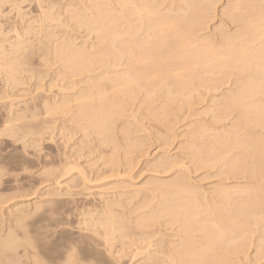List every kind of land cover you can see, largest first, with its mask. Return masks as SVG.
Segmentation results:
<instances>
[{"label":"bare ground","instance_id":"6f19581e","mask_svg":"<svg viewBox=\"0 0 264 264\" xmlns=\"http://www.w3.org/2000/svg\"><path fill=\"white\" fill-rule=\"evenodd\" d=\"M35 1H38V0H35ZM165 1L166 0H84V19H83L84 25H83V23L82 24L79 23V22H83L81 20H79L78 24L85 28V30H84L85 34H86L85 36L89 37V36L94 35V37L92 38L94 40V42H92L93 40L90 42L89 41L90 37H89L88 40L84 39V47L78 48V47H76L77 45L74 46L75 45L73 43L74 40L71 39L72 41L70 40L71 41L70 42L69 40L64 39L63 42L57 41L58 42L57 45L56 46L54 45L55 46V53H53L55 55V61L56 62L60 61L61 63H63L61 65L62 66L64 65V69L66 70V72L63 71L64 73H62V74L65 75V77L68 76L66 79L67 81H70L69 79H71V81L69 83L73 82L72 78H74V77L79 78L78 76L79 75L83 76V73H84V80L80 81V83H84V86L82 88H79L78 89L79 92L77 91L75 97H73L76 99V100H74L77 102V103L75 102L77 104V106L75 108L77 109V107H78V110L74 111L71 109L72 108L71 107L72 101L70 102V98H71L69 96L70 94L66 95V96H64L65 95L64 94L63 95L64 98L62 97L61 102L58 101L59 103L52 102L51 105H49V103H47V102H46L47 103L46 105H44L42 103L46 108V112H45L46 116H44V121L49 122V119H51L50 116H52V118H53L54 115L58 116V115L63 114V116H66V114H70L71 113L70 110H72L74 113L76 112L75 113L76 115H79V116H77V117H79V119L76 116H75V119H73L74 117H72V119L76 123L77 122L80 123V121H81L80 119H82L84 121L83 124H86V126L82 124L84 127V128L82 127L84 131L81 130L82 128L80 129L82 132H84V139H87L88 141H90L88 139L89 136L93 135L95 137L94 134L104 136V138H102L100 136L101 140H97V141H99V144L102 143V144H100V148H101V146L104 147L103 146L104 144L108 145L112 141L113 142L116 141L117 138L115 140H113L114 139L113 134H115V133H111V132L112 131L114 132V128L116 127L115 125L118 124L116 122H119L120 120L124 121L123 119L126 118L124 116V114L127 113L126 111L132 112L131 114H133L134 111H141L142 112V110H143V113H142L143 115L141 114L142 119L144 116H148L149 118H157V119L158 118L160 119V117L161 118L163 117L162 119H164V121L162 119H161V121L167 123L168 122L167 118L168 117L170 118V112H172V110L177 111L178 115H181L187 111V110L183 111V109L188 108L189 105H187V104H189V102H190L189 100L191 98H193L192 95H194V93L197 91L195 89L197 86H198L197 88L203 87L202 91L206 90V89L207 90L211 89L210 91H207V92H211L212 89H216V90L219 89L220 85H222V84L219 85V83L222 82L224 79L226 82V77L233 76V77H235V80L233 79L234 81H231V82H233L232 84H234V89L230 90L229 92L227 91L228 94L225 97L223 96L224 100H222V102L219 103L220 106L217 105L218 107L222 108V110H220L221 112H220L219 116L215 115L216 116L215 120L217 122L213 121V122H216V124H217L218 122H220L219 120H221L222 117H227V115H229V113L231 114V112H235V113L237 112V116L235 119L236 121L234 120L235 123L231 126V128H229L230 131L225 132V130H224L223 135L226 133L227 134L225 135L226 137H223V136H221L222 132L219 131V130H221V128L218 130V133L219 132L221 133V134H218L220 136H215L216 132H214V131L216 130V128L213 129V128L207 127L205 125H202L201 123L198 124L199 126H196V127L195 126H191V127L188 126L190 128H189V130H187V131H189L188 132L189 136L187 138H189V139H188V141H186V142H188L186 147L188 146L189 149L185 148V150L187 149V151L188 150L191 151V155L188 151L189 157L191 156L196 160V163H197L196 166H199L200 168L201 167H203V168L207 167V168L211 169L214 167H209V166L220 164L222 166L218 167V169L221 167L223 169H225L224 171H226V172H224V174L229 176L230 179H231V177H232V179H236V178L241 179L242 178L241 180H247V183L242 185V186H240V185H237L234 187L231 186V188L230 187L229 188L223 187V185H222L223 188L222 187H220L219 189L216 188L217 190L213 191V193L208 192L209 194H206V193L201 192L199 189L196 190L195 189L196 187L192 188V185L190 186L187 183V181L185 180V178L187 177L186 175H185L186 176L185 178H181L183 175L182 174L183 172L181 173L182 175L179 178L177 177L179 175H177L175 173L177 179L174 178L175 179L174 182L166 183V182H168V181H166V182L162 183L163 180H161L160 184L157 181H152V182H157L158 184L157 183L154 184L152 182H150V184L148 183V185L154 184L153 186H150L152 188V189L149 188L150 192L148 190H146L147 192L150 193V197H148L149 193H148V196H145V194H146L145 190L139 189L140 191L145 192V193L142 192V194L144 193L143 195L145 197L144 198L145 200L143 202L137 201V200H139V199H137V197H139L138 195L139 194L141 195V192H138V191L134 192L131 196L128 193L129 197H127L128 199H126L125 201H119L118 199H117L118 201H112L111 203H108V201L107 202L105 201V203H107L105 205V208H101V209H103V212H101V213L96 212V213L91 214V215H90V213H91L90 212L89 213L90 218L89 219L86 218L87 220H85L82 223V225L84 224L83 227H79V228L84 229L83 232H86L89 234L88 236H85V238H87V241L93 240L92 242H93V244H95L96 242L94 240H96V241L101 240V242H99V243L97 242L94 247H97V246L103 247V251L105 249L106 252L108 253L107 254L104 251L105 256H106V254L108 256L105 257L103 255L105 257L103 259L107 260L108 257H111L109 260L111 262H113V264H120V262L123 261V259H122L123 257L127 259L129 256H130L129 259L131 262H134L136 260V262H135L136 264H241V263H239V262H241V259L245 262H248V261H246L248 258L247 259L245 258L248 256H246L245 254H246V251L249 250L248 248L252 245H254L253 247H255V249H256L255 250L256 252L254 255V256H256L255 258L258 257L260 262L264 261V0H230L229 4H227V5H229V7H228L226 17L229 18V21L231 22V24L234 25L236 28L234 29V32H232V33H230L229 31L227 32L226 28L224 31H218L219 32V35H218L219 38L218 39H215L212 36L213 34L211 36H208V35H202L203 32L201 33V30L204 27L201 26L202 28H200L199 25H201L203 23L202 19L204 16L201 18L202 21L200 23L199 16H201V15H197V14L206 12L207 6L205 5L204 1L199 2L198 0H172V1L170 0L169 7L167 6L165 8V6H164V8H162ZM82 2H83V0H82ZM7 3L9 4L10 1L9 0H0V19H2V16H6V15H4V14H6V12H5V10H3V8L5 9V5ZM11 3L13 4V2H11ZM18 3H19V1H18ZM41 3H40V5L43 4V3L42 4ZM89 3H91L90 6H89ZM56 4H58V3H56ZM56 4H55V6H56ZM213 4H214V2H213ZM190 5L193 6L194 10H192L193 8H191ZM37 6H38V2H37ZM82 6H83V4H82ZM12 7H13V5H12ZM12 7H11V10H13V12H15L16 7L15 8L13 7V9H12ZM38 7H36V8H38ZM18 8H17V10H18ZM189 8H191L190 10L193 11L192 14L194 13V15H192V17L189 16V18H188V16H187V18H185V15H187L188 13H191ZM38 9L40 10V8H38ZM64 9H65V7H64ZM47 10L49 11L50 9H47ZM57 10H59V9H57ZM91 10H92V12L86 14L88 11H91ZM28 11H30V10H28ZM40 11H42V12H40ZM40 11L39 12L41 14L43 13V20H42V21H44L43 26H44L45 22H48V21L51 22V20H55V17L54 18L52 17V14H54V13H50V14L46 13V15H45L44 12L46 10H40ZM65 11H67V10H65ZM13 12H12V14H13ZM8 14L11 15V13H8ZM8 14H7V16H8ZM14 14L17 15L19 18L22 15L21 13H20L21 15H19V13H14ZM75 14H73V16L82 17L81 14H76V15ZM28 15H26V16H28ZM7 16H6V18H7ZM17 16L14 18L15 19L18 18ZM30 16H28V17H30ZM64 16H66V15H64ZM61 18H62V16H61ZM4 19H2V20L4 21ZM25 19H28V18H25ZM73 19H75V18H73ZM7 20H9V19L7 18ZM57 20L58 19H56L55 21H57ZM69 20H71V18ZM58 21H60V20H58ZM38 22H40V21H38ZM75 22H77V21H75ZM21 23H19V24L21 25ZM35 23H36V21H35ZM55 23L56 22H54V24ZM58 23H60V22H58ZM40 24H42V22ZM47 25H48V23H47ZM50 25H52V24L50 23ZM75 25H76V23H75ZM204 26L206 27L207 25H204ZM9 27H12V26H9ZM17 27H18V25L16 26V28ZM41 27L42 26H40V29H41ZM45 27H46V25H45ZM59 27H58V30H59ZM83 27H79V28H83ZM30 28H31V25H30V27L27 28V30H29ZM38 28L39 27L37 26V29ZM10 30H11V28H10ZM43 30H44V28H43ZM30 31H32L31 34H30V32H28V33L25 32V34H28L29 37L24 36V35L19 34V33H15L17 35V36H15L16 40L18 42L17 44H15V43H14L15 45L10 44L11 45L10 46V45H8L9 43L8 44L6 43L9 48L11 47L9 54H11L12 58H9L10 55L9 56L7 55L8 49L7 50L5 49L7 46L4 47L5 45L0 43V63H3L1 66L4 65L3 66L4 70L3 71L1 70V71L3 73H4V71H6L7 74L9 75L8 76L9 82L16 83L17 87H18V84L22 85V84H20V82L16 78L17 73L22 72V74H23V72H25V71L28 72V66L30 69V63H29L30 59L28 60V57H30L29 54L34 53L36 43L37 42L39 43L40 39H41V41L43 39V38H40L37 40L36 36L41 37L40 34L44 31L41 30V32H39L40 31L39 30L38 32L40 34L38 33V35H36V36L34 35V37H32L33 36L32 33H34V34L36 33V32H34L35 28L30 29ZM47 31H48V29H47ZM8 32H9V30H8ZM57 32H59V31H57ZM65 32H66V30H65ZM65 32H64V35H66ZM1 33H3V32L1 31L0 34ZM12 33L13 32L11 31V34ZM55 33L52 31V28H51L48 31L47 35H45L46 32H45V34H42V35H44L45 37L47 36V38H45V39L48 40V38H51V40H52L53 38H56ZM61 33L63 35V32H61ZM23 34H24V32H23ZM67 34H70V33H67ZM9 35H10V33H9ZM30 35H31V37H30ZM64 35H63V37H64ZM85 36H84V38H85ZM24 37H27V39L24 40L25 39ZM57 37H59V36H57ZM4 39H6V38H4ZM53 40H55V39H53ZM62 40H63V38H62ZM43 41H45V40H43ZM50 41H48V42H50ZM43 44L46 46L49 43L45 42V43H41L40 45L43 46ZM37 46H39V45H37ZM54 46H53V48H54ZM47 47H49V46L47 45L46 48ZM29 49L30 50L33 49V50L30 53L26 54L27 50H29ZM38 49H40V48H37V50ZM37 50H36V52H37ZM53 51H54V49H53ZM45 53H46V51H45ZM40 54H41V52H40ZM42 54H43V52H42ZM15 55H17V57H13ZM33 56L36 57V55H34V54H33ZM32 59H34V58H32ZM37 60H38V58H37ZM33 63H35V62H33ZM44 63H45V61H44ZM52 64H53V62H52ZM53 66H55V65L53 64ZM5 68H6V70H5ZM32 71H34V70H32ZM35 71H39V70H35ZM57 72H59V71L57 70ZM61 72H62V70H61ZM46 73L47 72H45V75L47 76ZM29 74L32 76L33 73L29 72ZM23 75H27V74H23ZM59 75H61V73L58 74V76ZM58 76L56 74V77H58ZM61 77L62 76H60L59 78H61ZM32 78H33V76H32ZM39 78H41L43 80V76H41V77L39 76ZM64 78L62 80H64ZM81 78H83V77H81ZM41 79H39V80H41ZM21 80H23V79H21ZM56 80H57V78H56ZM220 80H222V81H220ZM218 81H219V83H218ZM228 82H229V79H228ZM74 83L75 82H73L72 84H74ZM14 85H13V87H14ZM76 85H75V88H76ZM226 85L228 86V84H226ZM10 86L8 85V87H10ZM71 86H68V88H66V90H67L66 92L74 89V87L70 88ZM223 86H225V85H223ZM199 90L201 92V89H199ZM197 92H196V94H197ZM200 92H198V93H200ZM205 93H204V95H205ZM207 95L208 94H206V96ZM213 101L216 102L215 100H213ZM135 102L137 104H135ZM78 103L80 105H78ZM196 103H198L197 98H196ZM196 103H195V105L197 106ZM184 104L187 105L186 108L183 107V106H185ZM216 104H218V103H216ZM190 105H191V102H190ZM193 107H195V106H193ZM215 107H216V105H215ZM215 107H212V108L215 109ZM25 108L27 109V107H25ZM133 108H134V110H133ZM191 109H193V108H191ZM218 110H219V108H218ZM25 112L27 113V111H25ZM37 112H38V109H37ZM129 112H128V114H130ZM209 112H211V111H209ZM214 112H215V110H214ZM172 113L176 114L174 112H172ZM188 113H191V112H188ZM204 113H206V112H204ZM32 114H33V112H32ZM128 114H127V118H128ZM135 114L138 115L137 112ZM186 114H187V112H186ZM211 114L213 117L214 113L212 112ZM215 114H218L217 111ZM191 115H189V116H191ZM207 115H204V117ZM138 116H140V115H138ZM138 116H137V118L141 119V117H138ZM201 116H202V114H201ZM121 117H124V118L121 119ZM132 117H133V115H132ZM132 117H131V120L132 119H133V121L136 120V121H134V123L139 121V120H137V118L135 119L136 116L134 118H132ZM184 117H185V115H184ZM184 117H182V118H184ZM194 117H195V115L192 116V118H194ZM212 117L210 115V118H212ZM54 118L56 119L55 116H54ZM118 118H120L119 121H117ZM186 118H187V116H186ZM228 118H229V116H228ZM22 119H26V120L29 119V121L31 123H32V121H35V123H36L38 116L37 115L24 116L22 113V116L20 115V121H22ZM72 119L70 118V121H73ZM188 119H190V117ZM16 120H14V121H16ZM64 120H65V118H64ZM210 120L212 121V119H210ZM226 120H227V118H226ZM9 121H11V119H9ZM9 121H7V122L5 121V122L8 123ZM14 121L12 120V122H14ZM50 121L54 122V120H50ZM74 121L72 123H75ZM148 121H149V119H148ZM150 121H152V120L150 119ZM153 121H156V120H153ZM173 121H177V120H173ZM181 121H183V120H181ZM199 121H200V119H199ZM199 121H198V123H199ZM3 122H4V119H3ZM18 122H19V120H18ZM126 122L124 121L121 123L122 125H124L123 128L120 126V128H122L121 129L122 134L125 137H127L129 135V133L132 131L131 126H133V124L128 126V124ZM140 122L142 124L143 121L141 120ZM157 122H159V121L157 120ZM194 122H195L194 124L197 125L196 121H194ZM201 122H202V120H201ZM22 123H23V121H22ZM31 123H29L30 126L27 125V127H26V125H24V127H22L23 128L22 132L24 131V133H23L24 135L22 134V132L20 134H22L23 138L26 135L28 136L29 134H31V135H32V133L34 134V131H36V128L33 127V125L35 123L34 124H31ZM70 123H69V125H71ZM123 123H125V124H123ZM170 123L168 125L166 124L168 126V129L171 127ZM222 123H219V125ZM119 124H118V126H119ZM126 124H127V126H125ZM136 124L140 125V123H136ZM194 124H192V125H194ZM12 125H13V123H12ZM12 125L7 126L5 124V126H3V124H2V127H5L9 131L13 132L14 130H12ZM14 125H13V128H14ZM62 125H64V124L62 123ZM139 125H138V127H139ZM162 125H164V124H162ZM173 125H175V124L173 123ZM36 126H38V125H36ZM74 126H75V124H74ZM76 126H79V125H76ZM134 126H136V125H134ZM39 127L40 126H38V128ZM66 127H64V128H66ZM192 127H194V129ZM68 128H70V127H68ZM68 128H66V130L71 129V128L70 129H68ZM79 128L80 127H78V129ZM135 128H134V130H136ZM172 128H174V127H172ZM222 128H224V127H222ZM164 129H166L165 131L167 132V128L164 127ZM190 129H193V130L190 131ZM225 129H227V128H225ZM72 130L74 131L75 129L72 128ZM15 131H17V130L15 129ZM119 131L120 130H117V133H116L117 135H118ZM133 131L131 132V134L133 133V135H136V134H134ZM169 131L171 133V131H173V130H169ZM4 132L5 131H3V134H4ZM37 132H38V129H37ZM136 132L138 133L137 130H136ZM16 134H18V133H16ZM16 134H14V135H16ZM40 134H41V132H40ZM166 134H168V132ZM12 135H13V133H12ZM31 135H29V136H31ZM110 135H111V138H110ZM117 135H114V136L116 137ZM170 135L171 134H169V136ZM187 135L188 134L185 133L184 137L186 138ZM119 136H122V135H119ZM136 136L138 137V135H136ZM182 136H183V134H182ZM182 136H180V134H179V136H177V137H182ZM164 137H168V136L165 135ZM16 138H18V137L16 136ZM96 138H97V136H96ZM98 138H99V136H98ZM131 138L128 139V137H127L126 139L128 142H129V140L134 141L133 137H131ZM170 138H172V137H170ZM110 139H112V140H110ZM118 139L116 142H118ZM126 139L124 138V140H126ZM138 139L140 140L141 138H138ZM168 139L169 138H167V139L164 138V140H168ZM135 140H136V138H135ZM139 140L135 145H132L135 142L134 143L132 142V144H131V142L130 143L127 142L128 144H131L129 146L127 144L128 147L133 146V148H134V150H133L131 147L128 149V151L130 149H132V151H136L135 148H141V147L146 146V145L143 146V143L145 144V142H142L143 140L145 141V139L140 140V142H139ZM146 140H148V139H146ZM196 140H198V142H199V140H201V143L199 144L200 147H198V148H197L198 143ZM121 141H122V139H121ZM123 141H122V143L125 145V141L124 142ZM90 142H92V141H90ZM146 143H148V142L146 141ZM112 144H114V143H112ZM182 144H185V143L183 142ZM90 145L91 144H89L88 147H90ZM110 145H108L109 147L105 146V148H110V150H111L109 156L113 155V154H111V152L116 154L115 152L120 151V153L122 154V151L117 149V145L116 146L114 145L113 150L111 149V147L113 145L112 146H110ZM118 145L121 146L120 144H118ZM127 146L125 145L124 147H127ZM24 147H23V149H24ZM182 147H183V145H182ZM92 148H95V147L92 146ZM145 148H144V150H145ZM123 149L125 150L124 151L125 153L123 152L124 153L123 155H126V157L127 156L130 157V155L132 156L130 151H129L130 152L129 153L130 155H129L128 152H126V148H123ZM180 149L182 150L183 148H180ZM88 150H90V149H88ZM91 150H93V149H91ZM116 150H118V151H116ZM138 150H140V149H138ZM89 152H91V151H89ZM141 152L143 153L142 150H141ZM183 157H185V156H183ZM109 158H111V157H109ZM113 158L117 159L116 157H114V155H113ZM113 158H112V160H113ZM124 159H125V157H123V160ZM172 159H169V157H160L158 160H156L153 167L150 165V163H149V165L152 168H154V167L158 168V169H153V170H155V172H157L156 170L160 169L161 172L165 171L167 173V171L171 170V168L176 165L175 164L176 161L173 163L174 160L172 161ZM130 160H131V157L129 158V162H130ZM108 161H111V160L109 159ZM108 161L105 160L106 166L110 163ZM117 161L118 160H116V162ZM107 162H108V164H107ZM112 162L115 163L114 160L111 161V163ZM129 162L127 161L126 165H129L128 164ZM177 162H179V161H177ZM120 163H121V160H120ZM110 164H109V166H110ZM115 164L119 165L118 163H115ZM115 164H112L111 166H113ZM123 165H125V163H123ZM177 165H178V163H177ZM180 165L178 168H180ZM76 166H74L75 168L73 170L76 169ZM182 166L181 167L184 170L185 166L184 165H182ZM62 167H63V165H62ZM115 167H116V165H115ZM199 167H198V169H199ZM195 168L197 169V167H195ZM73 170H71V171H73ZM78 170H80V167L78 168ZM172 170H174V169H172ZM186 170H188V169H186ZM59 171H60V169H59ZM59 171H58V173H60ZM64 171L65 170H63L62 172H64ZM220 171H222V170H220ZM62 172H61V174H62ZM47 173H49V172H47ZM50 173H52V175L53 174L57 175L55 173V171L54 172L51 171ZM50 173L48 175H45V177L50 176ZM158 173H159V171H158ZM84 174H86V173H84ZM224 174L221 172V175H224ZM60 175H58V176H60ZM65 175H66V173H65ZM58 176L56 178H60ZM84 176H86V175H84ZM46 179L48 180L49 178H46ZM85 180H86V178L84 177V181ZM0 181H1V179H0ZM56 182H57V180H56ZM148 185H145V187ZM114 188L115 187H113V189ZM117 188L119 190V186ZM120 189H121V186H120ZM134 189H136V188H134ZM99 193H101V192H99ZM95 197H97V196H95ZM4 198H6V197H4ZM97 198H99V197H97ZM93 199H94V197H93ZM23 208H25V207H23ZM20 209H22V208H20ZM37 209H39V208L37 207ZM37 209H35V210H37ZM15 210H17V208ZM78 210H79V208H78ZM78 210H77V212H78ZM26 211L28 212V209ZM54 212H55V210H54ZM57 212H55V213H57ZM84 212H85V210H84ZM19 213H20V211H19ZM33 214H34V212H33ZM87 215H88V213H87ZM22 216H24V214ZM27 216H26V218H27ZM12 217L15 218V216H12ZM62 217L60 218V221L63 219ZM85 217H88V216H85ZM48 218L49 217H47V218L44 217V220H46ZM21 219H23V217ZM51 219L54 220V218H51ZM2 220H1V222H2ZM20 220L18 219L17 223ZM48 220H50V219H48ZM57 220L58 219H56V221ZM14 221H13V223H14ZM132 221H136V222L134 223ZM20 222L17 224V227L19 226V224L22 223V222L21 223ZM26 222H27V219H26ZM156 222H160L159 223L160 226L158 225L159 227H157L158 229L162 228L166 225L167 228L169 226V227H172V229H175L177 231V234H174V235L169 234L167 237L170 240H168L167 237H162L161 239L159 238L160 240L158 238H157L158 240L157 239L154 240L156 238L157 233H159L158 231H160V229L155 230V228L157 226ZM2 224H3V222H2ZM65 224L67 225L66 222H65ZM76 224H77V222H76ZM132 224H135V225H132ZM153 224H156L154 226V228L152 227ZM53 225H56V224H54V222H53ZM77 225H80V223ZM22 226H23V223H22ZM131 226H134V227H131ZM150 226L153 229L151 231H149V234H147L148 231H146L145 229L147 227L151 228ZM166 226H165V228H166ZM0 227H1V225H0ZM9 227H11V226H9ZM20 227H21V225L19 226V228ZM1 228H0V264H19L18 263L19 261H17V258H16V256L18 255L17 250L19 252V247H20V249L24 248L23 249L24 252L26 251V253L28 252L29 255L33 256V257L30 256L32 258L33 262L35 264H38L37 261L39 260V258H37L38 260H36V262H35L34 259H36L37 256L35 257L34 256L35 254H32V252L29 251L31 249H33V250L36 249L35 245H34L35 243H32V241H30V240H28V238H26V240H23V241L26 242L25 245L26 244H28V245L25 246V245H23V242H22V244L20 242L22 239L19 238L20 241H18V236H16V234H17L16 232H18V231H12L15 229V227L12 230L9 229L8 232L6 231L5 236L1 234V233L4 234V232H2L3 230H1ZM142 228H143V230H142ZM82 229H80V232ZM127 229H130V230L127 231ZM22 230L24 231V228H22ZM27 230H28V228H27ZM38 230H40V229H38ZM144 230H145V232H144ZM63 231H64V229H63ZM63 231H61V232H63ZM24 233H25V231H24ZM70 233H73V232L71 231ZM39 234H41V233H39ZM57 234H58V232H57ZM64 235H65V233H64ZM116 235L122 236L123 240H125V238H126V241L128 238L129 239L135 238V240H133L134 243L131 244V246H133V249L128 244V246L132 250H129V248H128V251L123 250L124 253L121 252L122 249H118V251L117 250L115 251L114 250V243L118 239ZM255 235H257V238L252 239V237H254ZM66 236H69V235H66ZM162 236H164V235H162ZM25 237H26V235H25ZM62 237H64V236L62 235ZM70 237H71V235H70ZM70 237L68 239H70ZM175 237H176V239H175ZM40 238H42V235ZM56 238L58 239L57 236H56ZM23 239H24V236H23ZM79 239H77V240L79 241ZM123 240H120V241L124 242ZM42 241H43V239H42ZM63 241L67 242L66 246H62V248L65 247L63 249L66 250V248L69 246L68 243L70 244L71 240H70V242H68L67 240L62 239V240H59L57 242L63 243ZM91 241H89V242L91 243ZM44 243H47V242H44ZM55 243H56V241H55ZM75 243H72V244H75ZM72 244L70 247H73ZM85 244H87V243H85ZM139 244H141V245H139ZM42 245L40 244V246H42ZM44 245H46V244H44ZM51 245H53V244H51ZM58 245H56V247ZM76 245H78V244H76ZM118 245H119V243L117 244V246ZM124 246L127 248V244H124ZM124 246H121V248ZM59 247H61V246H59ZM28 248H29V250H28ZM52 249H54V248H52ZM81 249L85 250L86 248H81ZM68 250H70V249H68ZM94 250H93V252H94ZM119 250H120L121 256L116 258L115 257L116 253H114V255H113V252H117V256H118ZM77 251H78V248H77ZM55 252H57V251H55ZM69 252L70 251H68L67 254L65 253L67 255L66 264H75L74 263V261H75L74 256L76 253L72 254V252H73L72 251V252H70V254H71L70 255ZM80 252H79V256H81ZM45 253H47V252H45ZM45 253H44V255H46ZM120 253H119V255H120ZM36 255H39V253ZM58 255H61V254H58ZM84 255H85V253H84ZM84 255L82 257H84ZM95 255H94V257H95ZM99 255H101V254H99ZM126 256H128V257H126ZM242 256H244V258ZM18 258H20V257H18ZM92 258H93V256H92ZM139 258H142V259L137 261ZM258 258L254 259V261L256 260V262H258L259 261ZM29 259L30 258H28L27 260H29ZM45 259L46 258H44V260ZM76 259H78V257ZM93 259H95V258H93ZM30 260H29V263H32V262H30ZM78 260H80V259H78ZM95 260H97V257ZM98 260H97V262H98ZM22 261L21 262L24 264V261H26V260L22 259ZM40 261H41V263L43 262L42 260H40ZM99 261H102V259ZM104 261H102L101 263L105 264ZM110 261L107 260L105 262L108 263ZM130 261H129V264H130ZM111 262H110V264H112ZM22 263H20V264H22ZM42 264H44V263H42ZM45 264H47V263H45ZM83 264H85V263H83ZM92 264H93V262H92ZM122 264H125V263H122Z\"/></svg>","mask_w":264,"mask_h":264},{"label":"rangeland","instance_id":"374dc122","mask_svg":"<svg viewBox=\"0 0 264 264\" xmlns=\"http://www.w3.org/2000/svg\"><path fill=\"white\" fill-rule=\"evenodd\" d=\"M9 1H10L9 4L11 6L7 3L8 5L7 4L5 5V9L3 8V10H5V12H6V14H4V15L7 16L8 13H11V15L8 14V16H7V18L9 20H7L6 16H2V19L5 18L4 21L2 19H0V32L1 31L3 32V33L0 34V43L1 44H4L5 45L4 47H6L8 43H9L8 45H10V44L12 45L14 43L17 44L18 42H17L16 37H15L17 35L15 33H19V34H22L24 36L29 37L28 34H25V32L26 33L30 32V34H31L32 31H30V29H32V28H35V31L34 32L37 33V34L36 33L35 34L32 33V35H33L32 37H34V35L35 36L38 35V33L41 32V30H42L44 32H42L41 34L39 33L41 37L38 36L39 37L38 38L36 36V39L38 40L40 38H43L42 41L45 40V41L42 42L41 39H40V41H39L40 44L41 43H45V42L46 43H49V44H47L49 47L46 48L47 45L45 46L43 44V46H41L37 42L36 43V46H35L34 53H32V54L30 52L33 49L32 50H30V49L27 50L26 54L30 53L29 54L30 57H28V60L30 59L29 60L30 61L29 62L30 63V69H29V66H28V72H26V71L23 72V74H27V75H23L22 72L21 73H17V75H16L17 77L16 78L18 79V81L20 82V84H22V85H19L18 84V87H17V84L16 83L9 82V78H8L9 75L7 74L6 71H4V73L2 72L4 70V67H3L4 65L1 66L3 63H0V129L2 128L0 130V133H1L0 134V179L2 181V182L0 181L1 182L0 183V211H1L0 212V215H1L0 216V225H1V227L3 229L1 227L0 228H1V230H3L2 232H4V234L3 233H1V234L5 236L6 231L8 232L9 229L12 230L15 227V229L12 230V231H18V232H16L17 233L16 236H18V241H20L19 238L22 239L20 241L21 244L23 242V245H25L26 242H24L23 240H26V238H28V240L32 241V243H35L34 245H35V248L36 249L33 250V249L30 248L31 250H29V248H28V250L30 252H32V254H35L34 255L35 257L37 256L36 259H34L35 257L33 258L35 262H36V260H38L37 258H39L38 261L40 263L37 261L38 264H42V263H44V264L45 263H47V264H66V258H67V255L66 254L68 253V251H70V252L73 251L72 254L73 253H76V254L78 253L77 255L75 254V256H74V260H75L74 263L75 264H83V263H85V264H92V262H93V264H99V263L100 264H103L101 262L104 261V260L105 261H107V260L110 261L109 259L111 257H108L107 260L106 259H103L106 256H108L107 255L108 253L104 249V251L107 253L106 256H105L104 251H103V247H100V246L99 247L98 246L97 247H94L95 244L97 242L98 243L101 242V240H98V241L94 240L96 243L93 244V242H92L93 240L91 241V240L88 239L89 241H91V243H90L89 241H87V238H85V236H88L89 234L86 233V232H83L84 229L79 228V227H83L84 224L82 225V223L85 220H87V219L90 218L89 217V213L90 212H91L90 215L91 214H94L96 212H98V213L103 212V209H101V208H105V205L107 204V203H105V201L106 202L108 201V203H111L112 201H118V200L119 201H125L126 199H128L127 197H129V194L131 196L134 192H137L138 191V192H141V195L139 194L138 195L139 197H137V199H139V200H137V199L136 200L139 201V202H141V201L143 202L145 200L144 199L145 197H144L143 194L146 192L145 196H148V193L150 192L149 191L150 190L149 188H151L150 186H153L157 182L160 184L161 183L160 182L161 180H163L162 183H164L166 181H168L166 183L174 182L175 179H177V177L179 178L183 174L181 178H185L187 176L185 178V180L187 181V183L190 186L192 185V188L193 187H196L195 188L196 190L199 189L201 192L206 193V194H209L208 192L213 193V191L219 189L220 187H222V185H223V187H227V188L230 187L231 188V186L232 187L237 186V185L242 186V185H244V184L247 183V180H241L242 178L241 179L240 178L232 179V177H231V179H230L229 176H227L226 174H224V172H226V171H224L225 169H223L222 167H221L222 169L219 168L222 171H220L218 169V167L222 166L220 164H216V165H213V166H209V167H214V168H211V169L210 168H207V167H204L205 169L203 167H201L202 168L201 169L199 166H196L197 165L196 160L193 157H191V156L189 157V153L191 155V151L188 150L189 151V153H188L187 149L185 150V148H188V146L186 147V145L188 144V142H186V141H188V139H189V138H187L189 136V133H188L189 131H187V130H189V128L191 126H195V127L196 126H199L198 124H200V123L202 125H205L207 127L213 128V129L216 128V130L214 131V132H216V134L214 133L215 136H220L218 134H221V133L220 132L218 133V130L221 128V130H219V131L222 132V135L221 136L226 137L225 135L227 133L223 135V132H224V130H225V132L226 131L227 132L230 131L229 128H231V126L236 121L235 119H236V116H237V112L236 113L235 112H231V114L229 113V115H227V117H222V119L219 120L220 122H218L217 124H216L217 121L215 120V118H216V116H219L220 115V112H221L220 110H222V108L218 107V106H220L219 103L222 102V100H224V97L228 94V92L230 90H233L234 89V84H232L233 82H231V81H234L235 80V77H233V76L226 77V82H225V79L223 81L220 80V81H222L220 83L218 81L219 85L220 84H222V85H220V88L217 89V90L216 89H212L211 92H207V91H210L211 89L210 90H207L206 89V90H203L202 91L203 87L197 88L198 87L197 86L195 89L198 92H200L199 89H201V92L198 93L196 91L197 94L195 92L194 95H192L193 98H191L189 100L191 102V105L192 106L190 105V102H189V104H187V105H189L193 109H191L188 106L187 109H183V111H186L187 110L186 111L187 114H186V112L185 113L182 112L183 114L180 113L181 115H178V112L175 111V110L174 111L172 110V112H174L176 114H173L172 112H170V118L168 117L170 120L167 118V121L169 123L171 122L170 123V126H171L170 128L171 129L170 128L168 129V126H167L169 124L168 122L167 123L163 122L164 121V119H162L163 117L162 118L160 117V119L159 118L157 119V118H149L148 116H144L143 119H142L141 114L143 113V110H142V112L141 111H134L133 114H131L132 112L126 111L127 113L124 114V116L126 118L121 117V119L124 118L123 120L125 122L127 121L126 123L128 124V126L133 124V126H131L132 127L131 128L132 131L137 126L135 129L138 131L139 134L136 132V130L133 131L134 134L138 135V137H137L136 135H133V133L131 134V132H132L131 131L127 137H128V139H130L131 137H133L134 141L133 140H129V142H128L127 139H126L127 137H125L122 134V131H121V129L124 127V125H122L121 123L124 122V121H122V120L119 121L120 118H118L117 121H119V122H116V123H118V124L120 123V124L118 126V124L115 123L116 124L115 125L116 127L114 128V132L113 131L111 132V133H115V134H113V138L114 139L113 138L112 139L115 140L116 138L117 139L119 138L118 139V142H116L117 141V139H116V141H114V142L113 141L111 143L109 142L111 145L108 144L110 146L113 145L111 147V149L113 150L114 145L117 143L116 144L117 145V149H119V150L122 151V154L118 150H116V151H118V152H115L116 154H114L113 152H111V154H113L114 157L117 158V159H115V158H113V155L112 156H109L111 150H110V148H105V146L106 147L108 146L107 144H104L103 145L104 147L101 146V148H100V144H102V143L99 144V141H97V140H101V137L104 138V136L97 135V134H94L93 133L95 135V137L93 135H90L89 138H88L93 143L90 142V141H88L87 139H84V132H82V131H84L83 130V128H84L83 125L86 126V124H83L84 121L82 119H80L81 121L79 120L80 123L77 122L78 124L73 120V119H75V116L76 117L79 116V115H76L75 114L76 112L74 113L72 111V110H74V111L78 110V107H77V109L75 108L77 106V104H76L77 102L74 101L76 99L73 98V97H75L77 91L79 92L78 89L79 88H82L84 86V83H80V81L84 80V73H83V76L82 75H79L78 76L79 78H77V77L76 78L74 77L75 79L72 78V81L75 82L74 83L75 85L78 83L76 85V88H75V85L72 84L73 82L69 83L71 81V79H69L70 81H67L66 79H67L68 76L65 77V75L62 74L64 72H66V70L64 69V65L63 66L61 65L63 63H61L60 61H59L60 63L58 61L56 62L55 61V55L53 54V53H55V46L57 45V43L59 41L60 42H63L64 39L65 40H69V41L71 39L74 40L73 43L75 45L74 44L73 45L74 46L77 45L76 47H78V48L84 47V39L88 40L89 37H90L89 41L91 42L93 40L92 38L94 37V35L89 36V37L88 36H85L86 35L85 34V31H84L85 28L83 26H80L78 24L79 20L83 21V19H84V0H83V2H82V0L81 1L80 0H55V1L54 0H38V1H35V0H15V1L14 0H9ZM18 1H19V3H18ZM168 1L166 0L164 2V5L162 6V8H164V6H165V8L167 6L169 7L170 0H168ZM198 1L199 2L200 1H204L205 5L207 6V10H208V11L206 10V12L208 14L206 12L197 14V15H201V16H199L200 23L203 20V23L201 25H199L200 28L204 27L201 30V33L203 32L202 35L211 36L213 34L212 36L215 39H218L219 38V36H218L219 35V32L218 31H224L225 28H226V31L227 32L228 31L230 33L234 32V29L236 27L234 25H232L231 22L229 21V18L226 17L227 16L228 7H229V5H227V4H229L230 0H206V1L205 0H198ZM11 2H13V4ZM37 2H38V6L40 5L41 2L43 3V4L41 3L42 4V5H40L41 7L40 6L39 7L37 6ZM213 2H214V4H213ZM56 3H58V4H56ZM55 4H56V6H55ZM82 4H83V6H82ZM12 5H13L14 8L16 7L15 12H13V10H11ZM90 5H91V3H89V6ZM13 7H12V9H13ZM36 7L40 8V10H46L44 12L45 15H46V13L47 14L54 13V14H52V17L53 18L55 17V20L56 19L60 20V21H58V20L57 21L60 22L61 24L58 23L55 20H51V22L50 21L45 22L44 23V26H43V22H44V21H42L43 20V13L41 14L40 12H42V11H40ZM64 7H65V9H64ZM190 7L193 8L192 5H190ZM17 8H18V10H17ZM191 8H189V10ZM47 9H50V10L48 11ZM57 9H59V10H57ZM28 10H30V11H28ZM65 10H67V11H65ZM192 10H194V8ZM192 10H190L191 13H188L187 15H185V18H187V16L189 18V16L192 17V15H194V13L192 14V12H193ZM11 11L13 12V14H12ZM74 12L76 14H81L82 17H75V16H73V14H75ZM90 12H92V10L91 11H88L86 14H88ZM14 13H19V15H21V14L22 15L19 18ZM26 15H28V16L31 15V16L28 17ZM64 15H66V16H64ZM16 16L18 18L15 19L14 17H16ZM61 16H62V18H61ZM202 17H203V19L201 20ZM25 18H28V19H25ZM68 18L69 19L71 18V20H69ZM73 18H75V19H73ZM35 21H36V23H35ZM38 21H40V22H38ZM75 21H77V22H75ZM41 22H42V24H40ZM54 22H56L58 25L56 23L54 24ZM19 23H21V25ZM47 23H48L49 26L47 25ZM50 23L52 25H50ZM75 23H76V25H75ZM79 23H81V24L83 23V25H84V21L83 22H79ZM17 25H18V27L16 28ZM30 25H31V28L29 30H27V28L30 27ZM39 25L42 26L44 28V30H43L42 27L40 29V26ZM45 25H46V27H45ZM204 25H207V26L205 27ZM9 26H12V27H9ZM37 26L39 27L38 29H37ZM58 27H59V30H58ZM79 27H83V28H79ZM10 28H11V30H10ZM51 28H52V31L54 33L56 32L55 33L56 34V38H53L55 40H53V39L51 40V38H48V40H47V39H45V38H47V36L45 37L44 35H42V34H45V32H46L45 35H47L48 31ZM47 29H48V31H47ZM8 30H9V32H8ZM56 30L59 31V32H57ZM65 30H66V32H65ZM11 31L13 32L12 34H11ZM23 32H24V34H23ZM61 32H63V35H64V32H65L66 35H64V37H63V35H62ZM9 33H10V35H9ZM67 33H70V34H67ZM57 36H59V37H57ZM84 36H85V38H84ZM27 37H24L25 39L24 38L23 39L26 40ZM30 37H31V35H30ZM61 37L63 38V40H62ZM4 38H6V39H4ZM48 41H50L51 43L48 42ZM92 42H94V40ZM37 45H39L40 47L37 46ZM53 46H54V48H53ZM10 48L7 46L5 49L6 50L8 49L7 55L8 56L10 55L9 58H12L11 57V54H9V52L11 50ZM37 48H40L41 50L40 49L37 50ZM53 49H54V51H53ZM36 50H37V52H36ZM45 51H46V53H45ZM40 52H41V54H40ZM42 52H43V54H42ZM33 54L36 55V57L33 56ZM13 57H17V55H15ZM32 58H34V59H32ZM37 58H38V60H37ZM44 61H45V63H44ZM33 62H35V63H33ZM52 62H53V64L55 66H53ZM31 69L34 70V71H32ZM5 70H6V68H5ZM35 70H39V71H35ZM57 70L59 72H57ZM61 70H62V72H61ZM29 72H32L33 73L32 74L33 78L30 75L31 73L29 74ZM45 72H47L46 73L47 76L45 75ZM60 73H61V75L58 76V74H60ZM56 74H57L58 77H56ZM39 76L40 77L43 76V80L41 78H39ZM60 76H62L63 78L65 77L64 80H62L63 79L62 77L59 78ZM81 77H83V78H81ZM20 78L23 79V80H21ZM56 78H57V80H56ZM39 79H41V80H39ZM228 79H229V82L230 83L228 82ZM12 84L13 85L15 84L14 87H13ZM226 84H228V86ZM8 85L9 86L11 85L13 88L11 86L8 87ZM223 85H225V86H223ZM68 86H71L70 88L74 87V89L69 90L68 92H66L67 91L66 88H68ZM204 93H205V95H204ZM206 94H208V95L206 96ZM63 95L64 96L69 95L71 97L70 98V102L72 101L71 102V104H72L71 105V107H72L71 109L72 110H70V111H71V113L73 115L74 114L75 115L73 116L71 113L70 114H66V116H63V114L58 115V116L57 115H54L56 117V119L54 118V116H53V118H52V116H50L51 119H49V122L48 121L47 122L44 121V116H46V113H45L46 112V108H45L44 105H46L47 103H49V105H51L52 102H54V103L61 102L62 97L64 98ZM196 98H197L198 103H196ZM213 100H215L216 102H214ZM195 103L197 104V106L195 105ZM216 103H218V104H216ZM135 104H137V103L135 102ZM78 105H80V104L78 103ZM187 105H185L183 107L186 108ZM215 105H216V107H215ZM193 106H195V107H193ZM25 107H27V109ZM212 107H215V109H213ZM218 108H219V110H218ZM37 109H38V112H37ZM133 110H134V108H133ZM214 110H215V112H214ZM23 111L24 112L27 111V113L26 112L24 113ZM209 111H211V112H209ZM216 111H217L218 114H215ZM32 112H33V114H32ZM128 112L130 114H128ZM136 112L140 116L136 115L135 114ZM188 112H191V113H188ZM204 112H206V113H204ZM212 112L214 113L213 114V117H212V114H211ZM22 113H23L24 116H27V115L28 116H30V115L31 116L32 115H37L38 116V119H37V122L38 123L36 122L37 123L36 124L35 121H32V123H31L29 121V119H27V120L26 119H22V121H23V123H22V121H20V115L22 116ZM127 114H128V118H127ZM201 114H202V116H201ZM203 114L204 115H207L208 114V115L204 117ZM132 115H133V117H132ZM184 115H185V117H184ZM189 115H191V116H189ZM193 115H195L194 118H192ZM210 115H211L212 118H210ZM137 116L138 117H141V119L140 118L138 119ZM186 116H187V118H186ZM228 116H229V118H228ZM72 117H74V118L72 119ZM131 117L132 118L135 117V119L137 118V120H139V121L134 123V121H136V120H134V121H133V119L131 120ZM182 117H184V118H182ZM189 117H190V119H188ZM64 118H65V120H64ZM70 118L75 123H72L73 121H70ZM77 118L79 119V117H77ZM226 118H227V120H226ZM3 119H4V122H3ZM9 119H11V121H9ZM148 119H149V121H148ZM150 119L152 121H150ZM161 119L163 121H161ZM199 119H200V121H199ZM210 119H212V121ZM12 120L13 121L16 120V121L12 122ZM18 120H19V122H18ZM50 120H54V122H51ZM141 120L143 121L142 124L140 122ZM153 120H156V121H153ZM157 120L159 122H157ZM173 120H177L178 122L177 121H173ZM181 120H183V121H181ZM201 120H202V122H201ZM5 121L6 122L9 121V122L6 123ZM194 121H196L197 125L194 124L195 123ZM198 121H199V123H198ZM213 121H216V122H213ZM172 122L175 125H173ZM12 123H13V125L15 124L14 125V128H13ZM29 123H31V124H34L35 123L34 124L35 126L33 125V127L36 128V131H34V134L32 133V135L29 134L31 136H29V135L27 136L26 135L23 138L22 134L24 133V131L22 132V130H23L22 127H24V125H26V127H27V125L30 126ZM62 123L64 125H62ZM69 123L72 126L69 125ZM136 123H140L141 126L139 124H136ZM191 123L194 124V125H192ZM219 123H222V124L219 125ZM2 124H3V126H5V124L7 126L12 125V130H14V131L12 132V131H9L7 128L2 127ZM74 124H75V126H74ZM123 124H125V123H123ZM127 124L125 126H127ZM162 124H164L165 126L162 125ZM36 125H38L40 127L38 128V126H36ZM76 125H79V126H76ZM134 125H136V126H134ZM138 125H139V127H138ZM120 126L122 128H120ZM163 126L165 128H167L168 134H166L167 133L165 131L166 129H164ZM188 126H190V127H188ZM64 127H66V128L70 127L71 129L70 128H68V129H70L71 131L70 130H66V128H64ZM78 127H80V128L78 129ZM172 127H174V128H172ZM222 127H224V128H222ZM72 128L75 129V130L73 131ZM192 128L194 129V127H192ZM225 128H227V129H225ZM15 129L18 132L15 131ZM37 129H38V132H37ZM193 129H190V131L193 130ZM117 130H120L118 132V135L116 134L117 133ZM169 130H173V131H171V133H170ZM3 131H5L4 134H3ZM21 132H22V134H20ZM40 132H41V134H40ZM12 133H13V135H12ZM16 133H18V134H16ZM185 133L188 134L186 136V138L184 137L185 136ZM14 134H16V135H14ZM162 134L164 136L166 135L168 137H164ZM169 134H171V135L169 136ZM179 134H180V136H182V134H183V136L182 137H177V136H179ZM111 135H110V138H111ZM114 135H117V136L115 137ZM119 135H122V136H119ZM16 136L18 138H16ZM96 136H97V138H96ZM98 136H99V138H98ZM170 137H172V138H170ZM124 138L126 140H124ZM135 138H136V140H135ZM138 138H141L140 140L145 139V141L143 140L142 142H145V144L143 143V146L146 145L145 146L146 148L145 147L135 148L137 152L139 151L137 153L136 151H132V149L134 150V148H133V146H131L132 149L129 150L131 152V154H132V156H131L129 154L130 152L128 151V149L131 148V147H128V146L131 145L132 142L133 143L135 142L134 144H132V145H135L138 142V140H139ZM164 138H166V139L169 138V139L168 140H164ZM112 139H110V140H112ZM121 139H122V141L123 140L125 141V145L126 146L130 142H131V144H128L127 147H124L125 145L122 143ZM146 139H148V140H146ZM140 140H139V142H140ZM146 141L148 143H146ZM182 141L185 144H182L183 143ZM196 141L198 143V145L196 144L197 145V148H198V147H200L199 144L201 143V140H199V142H198V140H196ZM112 143H114V144H112ZM89 144H91L90 147H88ZM118 144H120L121 146L123 145V146L121 147ZM181 144L183 145V147H182ZM92 146H94L95 148H92ZM23 147H24V149H23ZM87 148L90 149V150H88ZM123 148H126V152H128V154L131 157L130 162H129V158L130 157H128V156L126 157V155H123L125 153L124 152L125 150ZM144 148H145V150H144ZM180 148H183L185 151L183 149L181 150ZM91 149H93L95 152L93 150H91ZM138 149H140V150H138ZM141 150L143 151V153L141 152ZM89 151H91V152H89ZM183 156H185L186 158L183 157ZM109 157H111V158H109ZM123 157H125L124 160H123ZM160 157H169V159H172L173 158L172 159V161L174 160L173 163L175 161L176 162L179 161L180 163L177 162L178 163V165H177V163L175 162L176 165L175 166L173 165L174 167H172L171 170H169L170 172L167 171V173H166L165 171H162L163 172L162 173L160 171V169L159 170H156L157 172H155V170H153V169H158V168H155V167L152 168V167H153L154 163L156 162V160H158ZM112 158L115 161V163H118L119 165L115 164L114 162L111 163V161H113ZM109 159L111 161H108ZM105 160L111 163V164L109 163L110 166L112 164H115L116 167H115V165H113V166L110 167L109 164H108V162H107L108 165L106 166L105 165L106 164ZM116 160H118L119 162L118 161L116 162ZM120 160H121V163H120ZM127 161L129 162L128 163L129 165H126L127 164ZM123 163H125V165H123ZM149 163H150V165L152 167H150ZM62 165H63V167H62ZM179 165H180V168L181 169L178 168ZM182 165L185 166V169L184 170H183L184 167ZM74 166H76V169L75 170H73L75 168ZM79 167H80V170H78ZM195 167H197V169ZM198 167H199V169H198ZM59 169H60V171H59ZM172 169H174V170H172ZM186 169H188V170H186ZM63 170H65V171L62 172ZM71 170H73V171H71ZM46 171L49 172V173L51 171L52 172L55 171V173L57 175H55V174L52 175V173H50V176L45 177V175H48L49 174ZM58 171L60 173H58ZM158 171H159V173H158ZM61 172H62V174H61ZM221 172L224 175H221ZM65 173H66V175H65ZM84 173H86V174H84ZM175 173L177 175H179V176L176 177V174ZM58 175H60V176H58ZM84 175H86V176H84ZM57 176L60 177V178H56ZM84 177L86 178L85 181H84ZM46 178H49V179L47 180ZM56 180H57V182H56ZM152 181H157V182H152ZM150 182H152L154 184L153 185H148V183L150 184ZM145 185H148V186L145 187ZM118 186H119V190L117 188ZM120 186H121V189H120ZM113 187H115V188L113 189ZM134 188H136V189H134ZM139 189L140 190L141 189L142 190H145V192L144 191H140ZM146 190H148L149 192H147ZM99 192H101V193H99ZM142 192H144V193L142 194ZM2 195L4 197H6V198H4ZM95 196H97L99 198H97ZM93 197H94V199H93ZM148 197H150V193H149V196ZM23 207H25V208H23ZM37 207L39 209H37ZM16 208H17V210H15ZM20 208H22V209H20ZM26 208L28 209V212L26 211L27 210ZM78 208H79V210H78ZM35 209H37V210H35ZM54 210H55V212H57V211L58 212L55 213ZM77 210H78V212H77ZM84 210H85V212H84ZM19 211H20V213H19ZM32 211L34 212V214H33ZM87 213H88V215H87ZM23 214H24V216H22ZM11 215L12 216H15V218L12 217ZM25 215L26 216L28 215L27 218H26ZM85 216H88V217H85ZM22 217H23V219H21ZM44 217L45 218L49 217L48 219H50L51 221L48 220V219H46L47 221L44 220ZM61 217L63 219L60 221V218ZM25 218L27 219V222H26V219ZM51 218H54V220H52ZM18 219L19 220L20 219L22 220V221L21 220L20 221L23 223V226H22V223L20 221L19 222L21 224H19V226L21 225V227L24 228L25 233H24V231L22 230L21 227L20 228H19V226L17 227V224L19 223V222L17 223ZM56 219H58L57 220L58 222L56 221ZM1 220H2L3 224L1 222ZM13 221H14V223H13ZM53 222L56 225H53ZM65 222L67 223V225L65 224ZM76 222H77V224L80 223V225H77ZM132 222L135 223L136 221H132ZM156 223H157V226H156L155 230H157L158 229L157 227L160 226V224H159L160 222H156ZM132 225H135V224H132ZM155 225L156 224H153V226L152 225L151 226L154 228ZM9 226H11V227H9ZM165 226L162 227V228H159L160 231H158V232L161 235L159 233H157L156 238L154 240H156L157 238L158 239L159 238L161 239L162 237H167L169 234H172V235L177 234V231L175 229H172V227H169V226H168V228H169L168 229L167 226H166V228H165ZM131 227H134V226H131ZM152 227L151 228L147 227L145 229L146 231H148V233L146 232L147 234H149V231H151L153 229ZM27 228H28V230H27ZM37 228L40 229V230H38ZM63 229H64V231H63ZM80 229H82L81 232H80ZM129 230L130 229H127V231H129ZM142 230H143V228H142ZM145 230H144V232H145ZM56 231L58 232V234L59 233L60 234L58 235ZM61 231H63V232H61ZM71 231L73 233H70ZM39 233H41V234H39ZM64 233H65V235H64ZM25 235H26V237H25ZM41 235H42V238H40ZM62 235L64 237H62ZM66 235H69V236H66ZM70 235H71V237H70ZM162 235H164V236H162ZM23 236H24V239H23ZM56 236L58 237V239L56 238ZM116 236H117L118 239L116 238L117 241H115V243L113 242L114 243V250L115 251L116 250L118 251V249H122L121 252L124 253V251H128V248H129V250H132L133 249V246H131V244L134 243L133 240H135V238L134 239L133 238L132 239H129L128 238L127 241H126V238H125V240H123L122 236H120V235H116ZM69 237H70V239H68ZM256 238H257V235H255L254 237H252V239H256ZM42 239H43V241H42ZM62 239L63 240H67L68 242H70V240H71V242L73 241L72 243H75V242L76 243L75 244H72L71 242H70V244L68 243L69 246L67 245L68 246L67 248L70 249V250H68L67 248H66V250H64L63 248H65V247L62 248V246H66L67 242L66 241L65 242L63 241V243L59 242L60 244L57 242V241L62 240ZM77 239H79L80 242ZM175 239H176V237H175ZM120 240H123L124 242H121ZM168 240H170V239L168 238ZM55 241H56V243H55ZM44 242H47V243H44ZM39 243L41 245L42 244L43 245L40 246ZM85 243H87V244H85ZM116 243L117 244L119 243V245L117 246ZM44 244H46V245H44ZM51 244H53V245H51ZM71 244L73 245V247H70ZM76 244H78V245H76ZM124 244H127V248L124 246ZM128 244L132 247V249L128 246ZM26 245H28V244H26ZM56 245H58V246L56 247ZM139 245H141V244H139ZM59 246H61V247H59ZM121 246H124V247L121 248ZM253 246L254 245L250 246L251 248L249 247L248 248L249 250H247L246 251V254H245L246 256H248V257H245L246 259L248 258L246 260L248 262H245V261H243L241 259V262H239V263H241V264H264L263 263L264 261H261L260 262V260H259L258 257L257 258H258L259 261L258 260H257L258 262H256V260L254 261V259H257V258H255L256 256H254L255 255V252H256L255 251L256 249ZM52 248H54V249H52ZM77 248H78V251H77ZM81 248H86V249L85 250L84 249L82 250ZM23 249H20V247H19V252L17 250V254L19 255V256L18 255L16 256L17 261H19L18 263L19 264L22 263L23 262L22 259H24V260H26V261H24V264H35L33 262L32 258H31L33 256L29 255L28 252L26 253V251L24 252ZM93 250H94V252L95 251L96 252L94 253ZM55 251H57L58 253L55 252ZM45 252H47V253H45ZM70 252H69V254H70ZM79 252H80L81 256H79ZM38 253H39L40 256L39 255H36ZM44 253L47 256L44 255ZM84 253H85V255H84ZM114 253H116V255H115L116 258L119 257V256H121L120 250H119L120 255L118 253V256H117V252H113V255H114ZM58 254H61V255H58ZM99 254H101V255H99ZM83 255H84V257H82ZM94 255H95V257H94ZM92 256L95 259L97 257V260L98 259L99 260L102 259V261H99L98 260V262H99L98 263L97 260H95V259L92 258ZM128 256H126V257H128ZM244 256H242V257L244 258ZM18 257H20V258H18ZM24 257L25 258L27 257V258L25 259ZM43 257L46 258V259L44 260ZM77 257L80 260L76 259ZM129 257L127 259L123 257L122 258L123 261H121L120 264H122V263L129 264V261H130ZM28 258L31 259V260L30 259L29 260L32 263H29V260H27ZM141 259L142 258H139L137 261H139ZM40 260H42V261L44 260V261L41 263ZM105 261H104L105 264H110V262H111L110 261V262L107 263ZM135 262H136V260L134 262H131L130 261V264H134ZM111 263L113 264V262H111Z\"/></svg>","mask_w":264,"mask_h":264}]
</instances>
